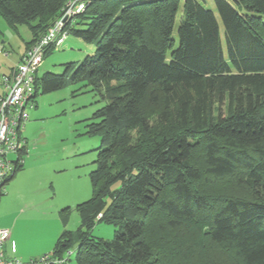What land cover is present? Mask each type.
Masks as SVG:
<instances>
[{
	"label": "trees",
	"instance_id": "1",
	"mask_svg": "<svg viewBox=\"0 0 264 264\" xmlns=\"http://www.w3.org/2000/svg\"><path fill=\"white\" fill-rule=\"evenodd\" d=\"M66 1L0 0V13L28 26L29 47ZM212 3L94 0L68 26L94 53L36 78L34 98L69 76L107 100L89 125L92 197L76 209L87 231L122 228L112 240L78 231L76 264H212L189 240L198 231L239 264H264V0ZM72 240L63 232L52 253Z\"/></svg>",
	"mask_w": 264,
	"mask_h": 264
},
{
	"label": "rangeland",
	"instance_id": "2",
	"mask_svg": "<svg viewBox=\"0 0 264 264\" xmlns=\"http://www.w3.org/2000/svg\"><path fill=\"white\" fill-rule=\"evenodd\" d=\"M199 1L208 8L213 6L212 0ZM48 28L49 25L45 29ZM173 34L176 37L175 29ZM30 38L27 25H9L0 13V89L3 88L2 75L9 74L10 66ZM94 50L93 43L69 33L59 49L51 50L43 58L37 75L62 74L68 63L77 65ZM33 103V107H26L28 120L21 129L22 137L27 140L26 151L21 153L22 149L17 154L21 168L7 182L0 196V225L8 228L13 241V245L8 242L5 249L8 256H17L16 250L23 254H53L62 233L69 231L73 238L69 264H76L78 231L89 233L93 238L112 240L122 228L121 223L97 221L87 231L76 209L77 204L92 197L89 173L94 169L100 138L90 132L89 125L107 100L93 87L73 82L68 76L65 84L56 90L46 93L38 90ZM156 132L154 128V136ZM10 157L14 159L15 155ZM231 185L232 190L243 192L237 185ZM118 186L116 182L112 187ZM226 187L219 183L215 191L221 194L228 189ZM64 208L68 210L63 217ZM200 221L185 222L181 229L190 226L195 230ZM197 233L198 237H189V240L199 245L203 254L207 253L205 258L211 259L212 264H239L231 251L208 245L203 233ZM182 261L191 262L188 258Z\"/></svg>",
	"mask_w": 264,
	"mask_h": 264
},
{
	"label": "built area",
	"instance_id": "3",
	"mask_svg": "<svg viewBox=\"0 0 264 264\" xmlns=\"http://www.w3.org/2000/svg\"><path fill=\"white\" fill-rule=\"evenodd\" d=\"M92 1L94 0H67L61 15L25 49L10 74L1 78L4 93L0 95V196L6 190L7 182L16 173L17 165L21 163V159H12L10 156L17 155L25 147L26 141L21 136V129L28 120L26 107H33L35 81L39 77L37 70L44 55L48 50L59 49L63 45L69 34L68 26ZM100 216L98 214L97 217ZM9 238L8 228L0 225V264H69L70 250L61 257L50 253L27 260L8 256L4 243Z\"/></svg>",
	"mask_w": 264,
	"mask_h": 264
},
{
	"label": "crops",
	"instance_id": "4",
	"mask_svg": "<svg viewBox=\"0 0 264 264\" xmlns=\"http://www.w3.org/2000/svg\"><path fill=\"white\" fill-rule=\"evenodd\" d=\"M31 40V38L27 41V42H29ZM27 42H25V45H24V47H23V49L18 53V56H17V59H16V61L10 66V68H9V74H10V72H11V70H12V68L16 65V63L18 62V60H19V58H20V56H21V54L25 51V49L27 48ZM3 76V75H2ZM4 93V88H1L0 89V95L1 94H3ZM33 105H34V103H33ZM22 136V135H21ZM24 138V137H23ZM25 139V138H24ZM25 141H26V143H25V147H24V149L22 150V152L21 153H23V152H25L26 151V147H27V140L25 139ZM13 156V155H12ZM16 157H18L17 155H15V158ZM13 158V157H12ZM14 158V159H15ZM2 226V225H1ZM3 227H5V226H3ZM11 241H12V239H11V234H10V238L4 243V250H5V252H6V254H8L7 253V250L5 249V246H6V244L8 243V242H10V244H11ZM14 251H15V249H14ZM44 254V253H43ZM15 255H17V256H15V257H18V256H21V257H23L22 259L23 260H27V259H31V258H34V257H37V256H40L41 254H37V253H28V254H23V253H19L17 250H16V253H15ZM18 258H20V257H18ZM21 259V258H20Z\"/></svg>",
	"mask_w": 264,
	"mask_h": 264
}]
</instances>
